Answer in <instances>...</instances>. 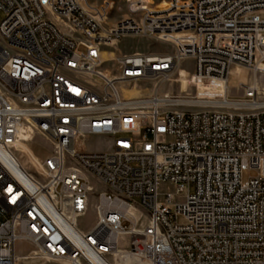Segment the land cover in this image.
Instances as JSON below:
<instances>
[{
  "label": "built area",
  "instance_id": "obj_1",
  "mask_svg": "<svg viewBox=\"0 0 264 264\" xmlns=\"http://www.w3.org/2000/svg\"><path fill=\"white\" fill-rule=\"evenodd\" d=\"M148 1L0 0V264H264V101L227 96L264 73V0ZM128 36L172 51L106 49ZM185 60L190 90L126 94Z\"/></svg>",
  "mask_w": 264,
  "mask_h": 264
},
{
  "label": "rangeland",
  "instance_id": "obj_2",
  "mask_svg": "<svg viewBox=\"0 0 264 264\" xmlns=\"http://www.w3.org/2000/svg\"><path fill=\"white\" fill-rule=\"evenodd\" d=\"M94 4H101L104 0H89ZM116 3V7L111 13V23L116 22V20H120L121 18L127 16L128 11L126 8V4L122 2V0H114ZM169 0H149L148 2L153 3V7L158 5L157 7L163 6L167 4ZM0 18L2 16L0 15ZM108 51H114L116 54L120 53H130L134 51L141 52H171L172 47L169 44L157 42L148 37L141 36H128L123 38L114 48L108 47L106 48ZM109 53H104V56H109ZM110 66V64H107ZM182 66L185 68L181 69V76L178 74L174 76V79L171 81H157V80H146L145 82L139 84L137 87L141 90V95L148 96L151 95L154 91H157L161 96L165 93H170L173 95H178L182 91L190 90L187 82V70L192 71L194 69V65L192 60H185L182 62ZM257 79V83H254V79ZM255 84V85H254ZM246 85H254L259 91V98L264 101V73L257 72L255 73L252 69L249 68H239L234 67L232 73L229 77L227 96L230 99H240L243 98L244 87ZM259 85V86H258ZM212 89L201 90V97L206 93L210 92ZM219 91L220 97H225L226 94L223 93L222 90L217 89ZM224 94V96H223ZM85 147L88 150L93 151H102L109 150L112 144L111 137H103V136H92L84 141ZM37 152L40 155L45 154L47 147L44 149L39 147V144L35 145ZM19 149L23 151V153L30 159H33V153L30 144L28 142H22L19 144ZM257 175V171L255 169H248L243 172V178L245 180L250 177H254ZM95 214L94 211L91 210L88 214L82 219L81 225L84 228H88L94 221Z\"/></svg>",
  "mask_w": 264,
  "mask_h": 264
},
{
  "label": "bare ground",
  "instance_id": "obj_3",
  "mask_svg": "<svg viewBox=\"0 0 264 264\" xmlns=\"http://www.w3.org/2000/svg\"><path fill=\"white\" fill-rule=\"evenodd\" d=\"M167 6V4L163 5V6H160V7H157L158 9H163ZM113 54H110L109 56H105V58H109L111 57ZM254 83H257V79L255 78L254 80ZM215 86H213L212 88L213 89H220L223 91V93L225 94L226 92V85L222 82H219V81H216L215 82ZM255 85V84H254ZM259 86V85H258ZM205 88L201 87V90H203ZM211 89V88H210ZM126 94L127 95H140L141 94V90L138 89L137 87H134V88H130V89H126ZM223 94V96H224ZM224 98V97H223ZM161 100H163L162 102H169L166 100L165 97H160ZM186 99L182 96L181 99L179 101H177L176 103L177 104H180L182 103L183 101H185ZM30 137V130L27 128V127H24L20 130L19 132V135H18V139H19V144L22 143V142H27L28 139Z\"/></svg>",
  "mask_w": 264,
  "mask_h": 264
}]
</instances>
